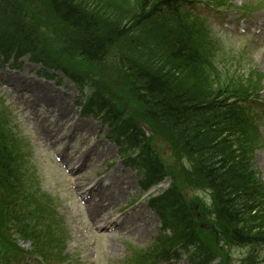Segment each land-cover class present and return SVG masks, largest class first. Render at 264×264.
<instances>
[{
	"label": "trees",
	"instance_id": "16d2710c",
	"mask_svg": "<svg viewBox=\"0 0 264 264\" xmlns=\"http://www.w3.org/2000/svg\"><path fill=\"white\" fill-rule=\"evenodd\" d=\"M45 1L51 10L52 22L55 19L58 24L67 25L74 30V48L79 50L86 60L92 63L118 61L119 64H124L129 77L135 83V87L140 88L139 92L150 94V107L154 109L153 106H156V108L161 109V113H165L166 116L162 117L161 120L168 122L174 119L178 122L180 119L187 120L190 115L202 117L208 116L207 113L211 112L212 116L209 118L211 121L230 117L232 124L237 125L239 123L235 114L236 108L225 112L221 108L210 107L214 105L200 106V108L191 105L198 99L196 91L176 86L174 83L176 82L175 76L163 71L162 66L157 64L150 55H139L141 58H145V61L138 59L137 56L135 59H130L127 54L124 53L123 55L120 51L130 42L129 35L132 34V28L129 26L131 28L129 30L127 24L123 23V12L117 6L108 3L110 0ZM164 1L169 7H175L179 2V0ZM145 3L146 0H138L136 10L145 13L143 8ZM5 5L7 2L0 0V55L8 60L11 56L17 55V51L20 53L17 56L30 52L33 59L52 60L42 45L36 18L19 8L18 11L12 9L5 14L1 11ZM182 28L183 33L176 31L174 34L172 29L168 30L169 41L172 44L166 51V57L182 60L188 67L197 66L202 61L201 52L197 48V41L200 40L201 36L194 29L185 26ZM178 91L185 94H180ZM83 99L82 103L86 110L98 111L101 113L99 118L103 123L111 126L112 131L108 135L109 138L119 143L126 155L136 150L132 157L133 160L148 170L150 176L154 172L157 176L166 174L163 163L155 156L152 148L143 142L140 136V127L133 117L101 92L96 91L92 96ZM142 99L148 100L146 96ZM2 117H0V169L6 170L7 174L10 173V170L13 172V165H17L14 153L18 160L23 159V157L19 151L18 153L12 152L6 142L12 140L17 145L22 146L21 142L23 141L19 139L18 135H10L1 128L5 120V116L2 115ZM203 157L201 156V158ZM236 175L241 179V182L237 186L233 200L228 201L225 197H218L219 208L215 210V213L219 215L225 235L232 238L234 235L248 238L242 230L235 226V223L244 214L255 208L257 188L253 185L254 180L251 174H247V179H242L239 174ZM3 191L5 197L12 200L15 185L7 183ZM162 204L166 212L179 215L173 220L174 224L190 233L195 232L196 223L193 215L190 211L188 212L187 204L176 185H172L162 196ZM213 229L216 238L221 239L222 231L219 226L214 225Z\"/></svg>",
	"mask_w": 264,
	"mask_h": 264
},
{
	"label": "rangeland",
	"instance_id": "374dc122",
	"mask_svg": "<svg viewBox=\"0 0 264 264\" xmlns=\"http://www.w3.org/2000/svg\"><path fill=\"white\" fill-rule=\"evenodd\" d=\"M18 1L21 2L28 9H30L34 13L35 17L37 18L44 19L45 15L50 14L48 5L46 4L44 0H18ZM236 1L237 0H235V2ZM243 1H251V0H243ZM254 1H258V0H254ZM184 14L188 15V9L184 10ZM227 23H233V20L229 18ZM53 24L55 28L58 30L61 39H64V33L60 30V24H58L55 19H53ZM212 26L214 27L212 29L213 34L215 33L217 34L213 35L209 40V43L211 44L210 49L212 50L211 54H213L214 56L218 58V55L222 51V59L225 58L224 61L226 63H230V59L228 56L232 57L234 54L233 51H238V50L244 51L246 53V58H247L246 63H245L246 67L248 70H251V71L243 74V82L247 84L256 83L258 81L264 82V41L262 39H259L257 37L254 38L249 35L238 37V36H235L232 31L227 32L226 30H222L217 25L215 26L214 24H212ZM25 61H28L30 63V61L26 57H24L22 59L21 68L23 67ZM230 70H233V69H230ZM20 71L21 70L15 71V73L19 75ZM4 73H7V72H4ZM249 74H252L251 76H253L254 79L257 76H260V79L254 81L250 77L251 79V82H250L249 79L245 77L246 75H249ZM6 78L7 77H3L2 80L0 79V82H3V85H0V86L9 88L12 84L6 83L4 81V79ZM21 79L25 81L26 86L31 88L33 93L36 95V97L33 100L37 102H42L48 105L51 111H54V114L56 115L60 114L65 120L67 119H69L70 121L73 120V117L75 115L72 113V110H70L68 107L64 108L65 106H67V102H65L66 105H64V103L60 99H55L49 93L51 89L50 85L43 84V87H40L38 85L32 84L29 78H25L22 76ZM20 85H21V82H15L13 84V88H11L12 90L11 92H13L14 89L16 87H19ZM3 90L4 89H2L1 92ZM16 94H20V91L16 92ZM8 96H9V93L7 97ZM260 96L264 98V91L260 93ZM257 102H260V101H257ZM21 113H22L21 119L23 121L24 126L20 125V129L22 130L24 134L29 136V138L31 139V141L36 147H39V150L36 156V164L38 165V168H39L40 178H42L41 184H43L44 189L46 188L48 190H51L52 192H55L56 191L55 182L58 181V178L60 175L65 174L64 171L62 170L63 169L62 163L60 164L59 162L57 165V163H55V160H56L55 154L51 153L52 148L54 147L53 140H56L58 136L60 135H52L51 133L52 139L49 138V136H46L43 128L38 123L33 122L27 116V112H21ZM35 128L42 129L43 133L42 132L37 133ZM85 129L86 128L84 127L82 128V130H85ZM261 129L262 131H264V125L262 126ZM97 134L98 132L96 131L91 133L90 134L92 135L91 138H94V140L91 143H87L86 145L88 147L87 151H90V153H92V159L89 163L94 164V165L87 166V168L83 169L85 170L82 176V178L85 180L83 184L86 183V181L91 180L92 178V175H90L91 174V170L89 169L90 167H92L93 170H99V172L109 173L110 176L114 177L113 180H115L116 186L122 190V193L118 192L119 194L118 199L112 205H108V209H105V211L107 213L110 212L111 214H113L114 218H120L121 216L132 214L134 212V208L139 207L137 204L134 206H130L125 210H120L119 208L122 207V205L124 204H128L130 197L133 195V190L137 191V188H132L131 190L129 187H126L125 189L123 188V182L125 183L130 182L132 178L134 180V176L130 170L129 171L131 173L132 178L125 177L126 174L129 173L128 171H123L122 174L119 172H114V175L112 174V171L118 166V164L122 163V161L118 157L117 149L114 146V144L109 143L107 141H102L105 143L104 145L99 144L98 139H95ZM69 136L70 135H66V134L63 135V137H65L66 139H68ZM102 139L103 138H101V140ZM68 144L65 145V147H69L70 144L69 145ZM77 144L79 146L78 148L79 157H83L84 154L82 153L81 148L84 147L85 143L81 144V141H79ZM110 144L113 146L114 153L113 154L102 153L100 157L98 158V154L106 150L107 146ZM48 153L50 155H47ZM67 158H68V155L65 156V159ZM112 161H115V164L110 168L107 167V164ZM73 164L78 166L77 162H74ZM256 164L262 171L263 178H264V149L259 151L256 157ZM95 166H97L98 168H96ZM69 173L74 176L79 174V173L73 174L71 172ZM73 184L74 186H76V183H73ZM112 189L114 190V185L106 186L105 191L106 193H108L109 191L108 195H111V193H113ZM125 190H128V191H125ZM142 205L146 207V211H147L146 214H152L148 210L144 202L142 203ZM61 211L72 233V243L68 247V250L71 254H74L76 256H79V257L84 256L85 257L83 259L84 264H119V262H121V260L127 254L129 245L134 244V245L144 246L150 240V239L148 240V237L145 239H138L136 236L119 237L118 233L111 232L108 230L106 232L95 231L96 226H94V224L91 223V218L94 219L95 223L104 222L105 220L102 219L100 216H98V214L92 215L91 213H88V212L85 213L82 208L78 210L76 207H73V206H66V207L61 206ZM20 244L23 247L28 248L27 243L21 242ZM110 247H115V248H110ZM0 264H4V263L0 262Z\"/></svg>",
	"mask_w": 264,
	"mask_h": 264
},
{
	"label": "bare ground",
	"instance_id": "6f19581e",
	"mask_svg": "<svg viewBox=\"0 0 264 264\" xmlns=\"http://www.w3.org/2000/svg\"><path fill=\"white\" fill-rule=\"evenodd\" d=\"M70 29H71V28H70ZM72 30H73V29H72ZM70 39H72V36H70ZM89 55L91 56V54H89ZM97 57H98V56H97ZM98 59H100V58L98 57ZM28 67H29V66H26L25 70H27ZM59 99L64 103V105H66L65 102H67V99L62 98V97L59 98ZM59 120H60V123H61V124L64 123V120H63L62 118H59ZM44 124L49 125V124H51V122L48 121V120H45V121H44ZM88 132L92 133V132H94V131H88ZM102 153L113 154V153H114V152H113V146L108 145L107 148H106V150H104L103 152H100V153L98 154V158L100 157V155H101ZM90 209H91L92 211H98V212H100L102 215H105V211L103 210V207H102V204H101V203H99V204H97V205L90 204ZM131 216H133V215L131 214ZM116 222H117V224H116ZM116 222H113L112 224H115L117 228H119L118 225H120L122 228L127 229V230H128V233H130V234H132V235L139 234V229H143V228H141V226H140V223H142V217H140V215H138V219L133 218V219H131V220H129V221H126V220H119V221H116ZM130 228L132 229V232H131V230H129ZM119 229H120V228H119ZM133 232H134V233H133ZM148 234H149V232L147 231V235H148Z\"/></svg>",
	"mask_w": 264,
	"mask_h": 264
}]
</instances>
